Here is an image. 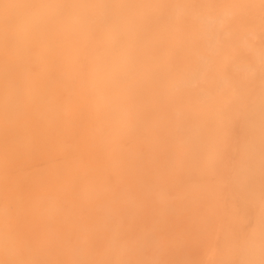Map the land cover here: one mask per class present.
Wrapping results in <instances>:
<instances>
[{
	"label": "bare ground",
	"instance_id": "6f19581e",
	"mask_svg": "<svg viewBox=\"0 0 264 264\" xmlns=\"http://www.w3.org/2000/svg\"><path fill=\"white\" fill-rule=\"evenodd\" d=\"M0 264H264V0H0Z\"/></svg>",
	"mask_w": 264,
	"mask_h": 264
}]
</instances>
